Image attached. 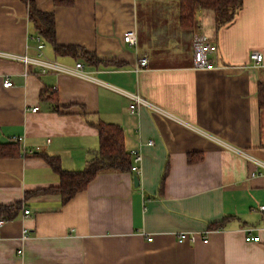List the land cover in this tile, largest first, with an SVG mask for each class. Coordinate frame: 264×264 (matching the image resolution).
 I'll return each mask as SVG.
<instances>
[{
  "label": "crops",
  "instance_id": "0c3cea01",
  "mask_svg": "<svg viewBox=\"0 0 264 264\" xmlns=\"http://www.w3.org/2000/svg\"><path fill=\"white\" fill-rule=\"evenodd\" d=\"M33 1L55 15L59 44L80 45L99 62L56 53L26 1L0 0V144L22 145L0 157V204L22 203L13 219L0 218V264H264V168L239 152L264 162V0H244L222 26L200 9L194 30L180 26V0ZM129 30L137 44L124 41ZM199 33L216 44L213 68H194ZM8 53L70 68L82 61L94 78L42 73ZM129 94L158 109L131 110ZM99 119L119 124L125 148L141 153L140 186L132 172L112 171L67 202L29 194L60 183L42 153L83 169L99 147Z\"/></svg>",
  "mask_w": 264,
  "mask_h": 264
},
{
  "label": "trees",
  "instance_id": "16d2710c",
  "mask_svg": "<svg viewBox=\"0 0 264 264\" xmlns=\"http://www.w3.org/2000/svg\"><path fill=\"white\" fill-rule=\"evenodd\" d=\"M28 3L30 21L34 29L49 44H52L56 53L60 55H71L74 58H83L89 64L99 62L95 53L88 51L82 46L74 44H59L55 29V15L53 12H44L37 7L33 0H24ZM57 5H72L74 0H54ZM244 0H180L179 22L180 26L187 30L198 27V10H213L216 20L220 26L232 21L240 11ZM118 64L117 61H111ZM260 105L264 106V83L260 84ZM46 94V92H45ZM44 95V93H43ZM98 129L99 147L81 170H65L57 156L42 153L43 158L51 166L53 171L60 175V183L55 186L40 188L31 191V195L59 194L63 202L70 200L78 192L83 191L87 184L101 172H126L132 171L133 157L131 151L125 148L124 129L116 123L106 122L101 119L93 123ZM22 145L16 140L7 144H0V157H11L21 152ZM34 154V153H33ZM139 176V175H138ZM22 203L16 202L12 205L0 204V218L13 219L20 209ZM217 224H211V227Z\"/></svg>",
  "mask_w": 264,
  "mask_h": 264
},
{
  "label": "built area",
  "instance_id": "2783aa9c",
  "mask_svg": "<svg viewBox=\"0 0 264 264\" xmlns=\"http://www.w3.org/2000/svg\"><path fill=\"white\" fill-rule=\"evenodd\" d=\"M124 41L129 43L130 45H134L137 44V35H136V31L135 30H129L124 34L123 37ZM193 54H194V59H193V63H194V68H200V69H210L215 67L214 62L212 60V54L216 52V44L214 43V41H212V39H210V37H208L206 34L204 33H199L194 37V46H193ZM7 57H11L17 60H21L24 61L26 64L28 63H33L35 65H38L40 67V71L42 73L47 72L48 70L54 69L57 71H62V72H69L71 74H74L76 76H81L87 79H91L93 80L94 77H92L90 75L89 72H86L84 70L85 68V64L80 61L76 63V66L74 68H70V67H64L62 65H60L59 63H56L54 61H50L46 58H43L41 56V54H38L37 57H31L29 56L27 53H22V55H17V54H13V53H8L6 55ZM250 59L251 61H253V65L254 66H259L261 65L262 61H263V54L257 50H252V53L250 55ZM148 63V59L147 57H144L140 60V64L141 65H146ZM4 87H9L13 85V81L9 78L6 79L3 83ZM130 97V99H132V102L130 104V108L131 110H136L137 108H139L140 106H148L151 107L152 109H158L157 106L152 105L149 101H147L146 99H144L143 97H141L139 94H129L128 95ZM39 109V105L36 107L32 108V111H37ZM21 139V138H19ZM150 144H154V142L150 141ZM240 153H244V155L246 156V158H248L249 160H252L256 166H261L264 168V162L257 159L256 157L254 158L252 155H250L249 153H246L245 151L241 150L239 151ZM132 157H133V165H132V171L136 173V175L140 174V162L142 160V156L141 153H139V151L137 150H132ZM264 172V170H263ZM256 174H258L257 171H254L251 173V176H256ZM260 210L264 211V205L259 207ZM30 213V209H25L24 210V215L27 216ZM4 223L3 219H0V226ZM248 230H252V229H248ZM23 238L24 239H28L29 237V231L28 229H24L23 230ZM187 233H182L181 234V239H186ZM149 240L152 239V237L148 238ZM192 239H194V237H192ZM246 240L251 241V240H255L258 241L259 236H251V234H247L245 237ZM204 241H207V239L205 238Z\"/></svg>",
  "mask_w": 264,
  "mask_h": 264
},
{
  "label": "water",
  "instance_id": "95a60500",
  "mask_svg": "<svg viewBox=\"0 0 264 264\" xmlns=\"http://www.w3.org/2000/svg\"><path fill=\"white\" fill-rule=\"evenodd\" d=\"M134 184H135L136 186H140V185H139V177H138V175H135V176H134Z\"/></svg>",
  "mask_w": 264,
  "mask_h": 264
}]
</instances>
